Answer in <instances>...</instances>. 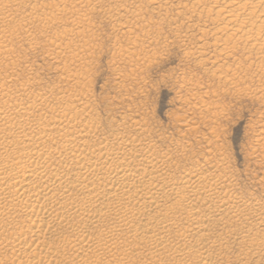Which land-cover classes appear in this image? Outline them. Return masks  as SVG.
Wrapping results in <instances>:
<instances>
[{
	"label": "bare ground",
	"instance_id": "bare-ground-1",
	"mask_svg": "<svg viewBox=\"0 0 264 264\" xmlns=\"http://www.w3.org/2000/svg\"><path fill=\"white\" fill-rule=\"evenodd\" d=\"M95 18L114 37L121 90L155 60L163 30L218 85L179 79L198 115L183 130L209 135L202 155L184 139L162 149L131 100L101 127ZM37 58L65 90L42 84ZM225 97L264 116V0H0V264H264V201L237 195L218 140Z\"/></svg>",
	"mask_w": 264,
	"mask_h": 264
},
{
	"label": "rangeland",
	"instance_id": "rangeland-1",
	"mask_svg": "<svg viewBox=\"0 0 264 264\" xmlns=\"http://www.w3.org/2000/svg\"><path fill=\"white\" fill-rule=\"evenodd\" d=\"M97 19L95 18V22H97V23H95L96 25L101 22L99 24V26L97 25L98 30L100 29L99 32L97 30V34H99V35L102 34V35L97 36V38L98 37L99 38L97 39L98 41L95 42L96 44H99V45H97L98 47H96V50L93 53V57L95 56L96 58L94 57V64H93V69H92L93 72L91 71L93 73L92 74L93 76L92 75L90 76V78L92 77V79H95V80H91L90 86L92 88L90 87L89 90L91 91V94H92L91 98L94 99V100L90 99V101H92V104L94 101L97 102V103L94 102V104H93L94 108H96L95 112L100 114L99 116L102 117V118H100L98 116L99 121L101 119V121H100L101 127L103 125H105L106 127L103 126V128H105V129L107 128V130H108L109 128L107 126H110V125L116 124V123H120L121 122L120 119L122 118V116L128 114V112H126L127 111L126 105L130 106V104L128 102L131 100L133 102V104L134 103H135V105L139 104V105H137V107L139 106V108H140L138 110L139 111L138 113L142 114L144 116L143 118L146 117L145 122L147 124L149 123L148 125L151 124L150 127L152 128V126H153V128L155 129V131L153 129L152 132L154 133V135L158 134V136H154V139L156 138L155 141H157L160 144V146L164 145V146H162V149H166V147L170 145V144L168 145V143H167L169 140H170L169 143H171V145L167 149L171 150V149H174L176 147L175 143H177V140L180 139L179 141H182L184 139L183 143H189L192 146V151L194 150L195 155H197V156L202 155L201 153H204L203 150H204V148H206L205 147L206 144L204 142L205 140H203V139L209 138V135L206 133L207 132L206 130H205L206 132L203 130L205 128L202 126L200 127V128H202L201 129L202 131L199 130L198 131L199 134H197L196 136L195 135L194 136L188 135V134H187L188 135L187 136L186 131L183 130L186 128V127H184L185 124L183 122L184 120H186V117L187 118L188 117L189 118H192V117L196 118L198 115L197 114H194V115L191 114L192 116L191 117L189 116V114L191 112L187 108V105L192 106L193 102L195 103L194 100L192 102L189 101L190 104L185 103L186 104L185 105L184 103H181V101H180V99H181L183 102L184 98L182 97L183 98L182 99V98L177 97V96H180V97L184 96L185 90L187 88V87H184V85L181 84V82H179V79L184 78L182 80H189L192 77V80L199 79L198 84H201L202 82L204 83V81L206 80L207 82H205L204 84L202 83L201 86H205L206 84L212 85L211 88L214 87L213 89L215 91H216V89H218V85H216V83H213L208 78L209 76L205 75V72L203 70H201L198 67H195L196 64H195L194 58L189 57L190 58L189 59L184 55V52H183L184 49L182 50V47H181L182 44L173 42L171 38H168L166 30H163L164 31L163 33L164 34L166 33V34L165 35L161 34L162 36L159 35L161 38V39L159 38L160 39L159 44L161 42V45L158 44L157 47L155 46L157 54H155V57H154L155 60L152 58V60L150 61L151 63L149 62L151 64V66H149L150 64H148V65L144 66L143 68H141V70L139 69V71H137L139 74L141 72V74H140L141 77H139L140 75L137 73L135 78L132 77V78H130V80L128 79L126 81L127 83L122 82L125 86L122 84L123 85L122 89L123 88L124 89L121 90L120 89L121 87L118 86L117 77L111 74L113 71H112V69H110V68H113V66H112L113 64L111 62V61H113V59H112L113 55H111V54L113 52L112 51V42H113L114 37H113V35L112 36L110 35L111 32H110L108 25L107 24L104 25L105 22L102 23L103 22L102 20L100 21L99 19L98 20ZM98 21H99V23H98ZM101 25H102V28L100 27ZM104 32H107V33L105 34ZM108 35H109V38H108ZM163 35L165 37H163ZM166 38L171 39V40H167ZM121 39H120V42H121ZM164 40H166L167 42L165 41L166 42L165 43ZM122 41H124V42H121L120 44L122 46H125L126 40L123 38ZM162 42H163V45H162ZM164 43L165 44L168 43V46H170V47H168V46L166 47V45ZM164 45L166 48L164 47V49H162L163 53H160L159 51H161V50H158V48L161 49V48H163ZM160 46H162V47L160 48ZM178 46H180V48H178ZM103 49L105 50L104 52H103ZM29 54H30V52L27 53L26 56L28 57ZM161 54H163V55H161ZM29 56L30 57H28L27 59L31 58L32 53ZM183 57H185V58H183ZM39 59L40 58L36 59L35 65L38 64L37 67L42 68V69L39 68L40 71H38V73H39L38 76L39 77L41 76L42 84H44L46 81V85L45 84L44 85L47 86V84H48V86L51 87V85H50V82H51V84H53L51 88H54V86H56V85L57 86L60 85L59 87L61 89L65 90L66 89L65 84H62L65 87L64 86L61 87V83H59V85L57 84L58 81H57V77L55 74L58 75L59 72L54 70V68H52V70L49 69V68H51V67H49V62H47V61L43 62L41 59H40L41 61ZM186 59H187V61H186ZM192 60H194V61H192ZM191 62L192 63L194 62L193 65ZM194 64H195V66H194ZM47 65H48V67H47ZM108 66H110V67H108ZM123 66H124V67H122L123 70L121 69L123 72L121 74L128 73V70H130L132 68L130 66H129L130 68L127 67L128 65H123ZM116 67L117 66L114 64V68H116ZM208 68H206V69H208ZM198 69H200L203 74H201V71ZM186 71H187V73H186ZM145 72H147L148 74ZM182 74H184V76L186 75L185 77H187V78H185ZM190 75H191V77L189 78ZM145 77H147V78L145 79ZM42 78H43V80H42ZM181 79H180V81H181ZM199 81H202V82H199ZM136 82L139 85V87H141L142 89L139 88L138 86L132 87L133 84L134 85L136 84ZM178 84H181V85H178ZM213 85H215V86H213ZM116 87H118V88L116 89ZM127 87H129V88H127ZM178 87L179 88L181 87V89H178ZM136 88H138V90ZM182 88L183 89L185 88V89L182 90ZM119 89L121 90V92L123 91L122 94L117 92V90L119 91ZM130 89L133 91L135 90L134 92L136 94H134L133 91H131ZM181 90H182V92H181ZM207 90L210 91L211 89L207 88ZM124 91H127L128 93H126ZM139 92H140V94H141V92L143 94L140 95ZM183 92H184V94H183ZM137 93H138V95H137ZM125 94H127L129 96H127V95L125 96ZM134 95H136V96H134ZM202 98L204 99L203 96H202ZM136 100L138 101V103ZM176 100H177V102H176ZM204 100H206V98ZM210 100H208V101H210ZM234 100L235 99H230L228 97H225V98L221 99L219 102L221 104V106L224 105V106H222L224 109L226 107L225 112H224V113H226V115L223 117L224 119L219 122V125H220L219 137L220 138H218V140L220 139L219 141L221 142V144H220V142H218V146L220 144L221 147L220 146L219 147L222 148L221 151H222L223 155L225 154L224 155L225 159H226V157L228 159V160L226 159L227 160L226 161L227 167L229 168L230 172L232 171L231 172L233 175L232 180H233L234 184L236 183L234 185V187H236L235 190L237 191L236 192L237 195H240L243 199L248 200V201L251 200V198H252V200L255 198L254 200L264 201V184H263L264 181H261V180H264V178H262L264 175V159H263V157H264V145L260 146V145L256 144V139H257L256 137L260 134L259 129H261V131H262L263 128H261V126H264V118H263L264 116L263 117L260 116V115H262V114H260V113H262V111H259L258 109L262 110L263 107L260 106L259 104L255 105L256 103H254L252 101H248V99H246V98L244 99V101H243V99H241L240 100L241 102H238L239 100H237V99L235 101ZM141 101H143V102H141ZM197 102H198V100H197ZM124 104H125V106H124ZM117 107H118V109H117ZM144 107H145V109H147V108L148 109L145 110ZM123 108L125 109V112H124L125 114L122 113V111H124ZM153 111H155V112L153 113ZM188 112H190V113H188ZM172 114H174V115H172ZM113 116L116 118H113ZM117 116L120 117V119H118ZM111 117L113 120H111ZM178 117H180V119ZM114 119L116 122H114ZM173 119H175V121ZM261 120H262V122H260ZM110 121H112V122H110ZM181 121H182V123H180ZM175 122L177 124L178 123L179 124L177 125ZM261 124H263V125H261ZM181 125L183 126V128L181 127ZM258 127H259V129H258ZM159 130L160 131L162 130V132L164 133V136H162L163 133L161 135ZM182 131H184V132H182ZM256 131H258V132H256ZM158 132L160 133V135L162 137L159 135ZM204 132H205V134H204ZM181 135L184 138H182ZM201 136H203V137L206 136V137L203 138ZM159 137H161V138L165 137V138H163L164 142H162V143H161V141L159 142ZM167 137H168V139H166ZM172 137L175 140L172 139ZM186 137H187V139L185 140ZM260 138L264 139V136H260ZM171 139L173 140V142L174 141L175 142L173 143L171 141ZM201 140L203 142H201ZM201 143L203 146L201 145ZM172 144H175L173 146L174 148L172 147ZM199 145H201V146H199ZM261 147H263V148H261ZM199 148H200V150L202 148V152L199 150ZM223 150H224V152H223ZM254 150H255V152L256 151H258V152L255 153ZM252 153H253V155H252ZM258 153H260V154H258ZM257 154H258V156H257ZM254 155L256 157H258V159H256V157ZM253 156H254V158H253ZM228 162H229V164H228ZM234 175H236V177ZM236 178H237V180H236Z\"/></svg>",
	"mask_w": 264,
	"mask_h": 264
}]
</instances>
